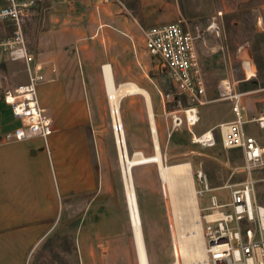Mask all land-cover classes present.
Listing matches in <instances>:
<instances>
[{"label":"rangeland","instance_id":"374dc122","mask_svg":"<svg viewBox=\"0 0 264 264\" xmlns=\"http://www.w3.org/2000/svg\"><path fill=\"white\" fill-rule=\"evenodd\" d=\"M4 3L5 0H0V6ZM37 6L28 10L24 22L25 36L32 47L29 48L34 49L35 57L42 61L43 51L48 53L51 49L57 54L60 47L59 59L64 70L79 73L82 81L88 82L95 108L89 121L95 131L93 150L103 175L108 179V187L112 186L108 199H112L114 210L113 216L108 217L112 223L107 224V233L100 225H94L90 217H83L82 247L75 242L79 226L70 219L64 228H56L31 253L28 264H139L101 65L113 58L114 65L120 68L122 82L133 81L149 91L166 165L189 162L193 176L197 170H203L211 187L239 185L246 177L242 172V153L239 149L223 147L220 131L214 128L218 123L213 122L234 117L232 101L219 93L224 81L229 82L232 92L242 93L246 120L264 111V0H116L105 9L89 6L85 0H52ZM108 12L124 16L130 22L129 56L124 53L112 56L110 52V46L119 45L116 35L120 30L108 23L111 16ZM169 22H180L194 35L205 77L206 95L201 103H197L199 120L191 128L186 124L172 127L170 115L166 116L165 110L185 108L191 101L160 69L157 59L148 53L144 44L145 30ZM12 31L11 22L0 21V38L9 36ZM56 33L75 35L78 39L47 40L46 47H43L40 37ZM70 49L76 50L73 55ZM244 58L251 59L254 70L251 77H247L246 63L241 62ZM8 69V85L28 80L23 60L9 61ZM120 80L115 82L121 83ZM147 112L146 97L140 93L126 95L120 101L130 154L137 150L147 155L154 153L152 123L150 121V130ZM211 127L214 128L213 144L203 146L192 141V130L200 134ZM245 129L264 140V132L251 121L245 123ZM133 174L149 262L176 263L174 238L158 165L138 166ZM253 176L256 196L259 203L264 204V169ZM212 194L217 195L221 202L230 200L228 188L220 187L198 195L200 205L210 204ZM107 234L112 236V240L108 238V244L101 243L99 240Z\"/></svg>","mask_w":264,"mask_h":264},{"label":"crops","instance_id":"0c3cea01","mask_svg":"<svg viewBox=\"0 0 264 264\" xmlns=\"http://www.w3.org/2000/svg\"><path fill=\"white\" fill-rule=\"evenodd\" d=\"M49 1L52 0H44L39 5ZM85 1L89 6L104 9L115 3ZM108 13L111 14L108 23L116 25L120 30L116 35L119 45L110 46V52L112 56H129L130 22L117 13ZM70 36L63 33L47 34L42 35L40 40L42 46L46 47L47 40L78 39L75 35ZM48 51L51 52H42V61L35 57L45 76V80L38 86L40 103L54 122V131L46 140L41 137L17 139L14 130L21 123L0 95V264H28L31 253L56 228H64L70 219L79 226L77 234L75 232L78 247L83 246V217H90L91 222L100 225L106 233L107 224L112 223L108 219L113 216L114 210L112 199H108L112 186L108 187V179L103 175L100 161H97L93 150L95 131L89 121L93 118L95 108L89 95L88 82L82 81L81 74L64 70L59 59L60 47L57 54L51 49ZM70 51L73 55L76 50ZM105 63L112 65L115 81L123 79L113 58ZM6 71H9L8 64ZM26 82H16L13 86ZM132 100L134 98L129 102L132 103ZM230 120L219 119L213 122L218 123L214 128ZM148 121L151 130L149 118ZM256 137L264 141L261 136ZM196 186L199 188L198 183ZM108 236L99 241L108 244V238L112 237Z\"/></svg>","mask_w":264,"mask_h":264},{"label":"built area","instance_id":"2783aa9c","mask_svg":"<svg viewBox=\"0 0 264 264\" xmlns=\"http://www.w3.org/2000/svg\"><path fill=\"white\" fill-rule=\"evenodd\" d=\"M43 1L5 0L0 6V21H9L13 24L12 33L0 38V95L11 107L13 116L21 123L14 130L17 139L41 137L46 140L54 131V122L47 109L41 105L38 94V86L45 80V76L41 64L34 62L35 56L29 48L24 28L28 10ZM144 44L148 53L157 59L160 69L167 73L172 83L191 101L185 108L168 112L165 110L166 116L170 115L172 127L178 128L186 124L191 128L199 120L197 103H201L202 97L206 95V82L194 35L180 22L154 25L144 31ZM16 60L25 62L28 81L10 86L6 80V66L9 61ZM241 62L251 63V59L244 58ZM219 89L221 96L232 101L234 112L233 120L220 123L217 127L222 145L225 149L241 151L242 172L246 177L239 185L222 186L230 191L229 201L221 202L217 195L212 194L210 204L205 207L199 205L208 263L264 264V204L259 203L256 196L253 176L264 169V141L249 134L245 129V123L251 121L264 132V111L246 120L241 101L242 93L232 92L227 81H224ZM169 96V93L166 94L167 99ZM111 114L112 116L114 114L112 110ZM112 129L118 145L116 135L124 131L123 121L116 122L112 119ZM213 131L214 129H210L196 134L192 130V141L203 146L213 144L215 141ZM151 132L153 136V129ZM207 132L211 135L207 136ZM155 133L157 136V132ZM194 179L199 185L197 188L199 196L213 190L203 170H197ZM174 251L176 258L177 250Z\"/></svg>","mask_w":264,"mask_h":264},{"label":"bare ground","instance_id":"6f19581e","mask_svg":"<svg viewBox=\"0 0 264 264\" xmlns=\"http://www.w3.org/2000/svg\"><path fill=\"white\" fill-rule=\"evenodd\" d=\"M102 70L111 110L114 113L113 119L116 122L122 121L120 101L124 96L140 93L146 97L149 118L154 131L155 150L153 154L148 155L139 150L130 154L126 144L125 132L121 131L116 135L119 142L117 150L120 171L139 264H150V262L133 172L134 168L148 163H157L164 189L171 232L175 241V249L177 250V261L172 264H209L202 232L203 222L199 208L197 187L191 165L189 162H179L172 165L164 163L158 135L156 136L155 133L157 132L154 119L155 113L149 91L133 81L116 84L110 63H105L102 66ZM246 70L248 76L251 77L254 73L252 63L246 62ZM210 135L211 133L208 132L207 136Z\"/></svg>","mask_w":264,"mask_h":264}]
</instances>
